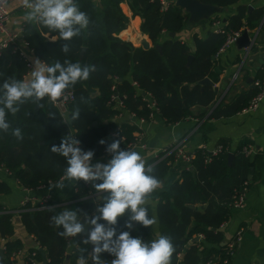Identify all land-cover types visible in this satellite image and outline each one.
I'll use <instances>...</instances> for the list:
<instances>
[{
	"label": "trees",
	"instance_id": "16d2710c",
	"mask_svg": "<svg viewBox=\"0 0 264 264\" xmlns=\"http://www.w3.org/2000/svg\"><path fill=\"white\" fill-rule=\"evenodd\" d=\"M122 1L107 0L106 3L104 0V10H100L93 0H77L91 22L88 29L70 42H53L51 38L56 33H48V29L36 23L28 24L23 32L29 50L49 65L57 60L63 63L67 59L96 66L97 71L91 73L88 80L80 81L66 91V94L71 92L74 96L66 108L69 118L77 108L80 111L79 119L72 123L75 138L84 151L93 150L94 157L104 155L113 140H120L121 148L136 142V134L142 131L137 120L149 121L152 118V104L156 105L167 124H175L196 116L192 107H205L207 112L219 99L215 88L210 84L200 85L199 81L216 75L214 58L225 44L227 35L216 30H210L206 38L196 34L193 45L177 38L162 41L164 32L179 34L184 30L189 21L186 11L174 3L164 11L158 0H129L134 15L143 20L142 31L153 43L148 50L137 48L118 38L128 25V18L120 9ZM199 1L227 12L243 0ZM263 19L264 6L252 10L240 5L235 14L226 17L223 27L228 33H244L258 28ZM217 21L222 22L219 14L212 19V22ZM64 43L70 44L67 54L61 51ZM158 45L163 47L161 51L156 48ZM28 70V63L15 51V45H11L0 55V86L9 78L24 79ZM142 92L149 97L143 96ZM257 92L254 88L244 90L232 100H222L210 114L201 112L198 117L217 119L236 115L249 105ZM127 112L134 115L136 121L119 120L121 114L125 117ZM63 118L60 107L47 97L40 104L26 102L18 113L8 114L11 127L20 128L23 139L18 140L11 130L0 132V168L6 169L20 187L36 190L61 180L67 162L64 157L53 153L51 147L59 146L63 137L71 132L68 124L61 122ZM95 122H98L96 127ZM101 140L105 144H100ZM220 146L223 151L212 156L210 161L206 149H198L193 167L185 170L181 180L160 195L157 217L161 233L171 236L176 247L171 264H225L229 243L234 239L223 244L225 236L220 228L229 221L236 199L245 195L254 162L244 152L245 146L229 164V147L225 142ZM176 158V153H173L153 166V174L162 183ZM76 189L75 198L79 201L75 207L80 210L81 217L85 213L98 215L95 209L100 201L90 197V184L79 181ZM10 192L9 184L0 181V196ZM197 204L205 208L191 207ZM48 205L44 209H35L31 201L26 202L20 213L24 226L38 245L46 250L47 264H78L81 248H87L84 253L87 256L91 252L90 244L84 245L83 239L76 238L77 246L71 251V237L60 236L58 233L63 229L51 223V217L67 206L62 201H52ZM149 216H153L150 209ZM13 217L0 206V239L6 241L5 256L0 254V264H16V257L22 253L26 264H42L43 257L37 249L23 252L24 244L13 239ZM126 219V215L118 218L117 232L130 231L134 236L132 229L125 228ZM137 230L134 233L142 240L155 239L153 226L149 228L137 223ZM200 234L205 236V240L193 243L191 240ZM35 250L37 255L32 256ZM181 254H184L182 260ZM100 258L107 262L114 257L105 252ZM231 260L229 258L226 264Z\"/></svg>",
	"mask_w": 264,
	"mask_h": 264
},
{
	"label": "crops",
	"instance_id": "0c3cea01",
	"mask_svg": "<svg viewBox=\"0 0 264 264\" xmlns=\"http://www.w3.org/2000/svg\"><path fill=\"white\" fill-rule=\"evenodd\" d=\"M93 4L100 10H104V0H93ZM240 5H246L254 10L263 7L264 0H243L238 5L232 6L229 11L221 12L219 14L222 20L220 23L221 26L224 25V20H226L228 15L237 12ZM120 9L128 18V25L118 34V38L124 42L131 43L137 48H143L141 42L146 38L151 44L150 48H152L153 43L148 34L142 31L143 20L140 16L134 15L129 0H123L120 3ZM8 10V27L18 35L19 50L28 53L29 59L33 64L36 56L24 44L23 32L25 27L30 23L24 20L26 10L22 7L21 0H12L9 2ZM214 16L199 22L189 20L187 26L181 33L177 34L173 32L176 34L175 36H171V32H164L162 41L177 38L193 45V37L196 34L202 38H206L210 30L215 31L217 26L212 22ZM247 31L252 40L250 48H242L236 41L225 51L219 55H215L216 75L211 78H204L209 79L211 83H201L204 79L199 81L200 85L210 84L217 92L219 99L212 108L206 112L205 107L194 106L192 109L196 116L175 124H167L155 105L152 118L149 121H143V119L137 120V124L142 131L136 134V145L129 148L139 152L147 164L154 166L163 159L162 154L170 149L176 151L182 148L187 153H191L204 148L207 152H211L218 148L222 142H225L229 147L230 153L234 154L232 161L229 160L228 156L229 164H232L236 156H238L237 153L239 150L241 148L243 150L245 146L248 147V157H250L254 164L249 173V183L244 195V206L237 207L233 204L229 221L220 228L225 236L223 244H228L230 240L235 239L238 231L242 230L243 233V239L239 242L236 254L233 256L230 264H264V100L257 110L240 112L228 118L209 119L208 116L199 118L198 114L201 112L210 114L222 100H232L242 91L249 88L256 89L254 80L262 72L264 67V19L258 28ZM2 39L3 36L0 35V42ZM30 73L31 71L29 72L28 70L24 79L29 78ZM236 73H238L237 78L234 77ZM119 81H122V79H119ZM142 94L143 96L147 95L146 92H142ZM146 97L149 96L147 95ZM61 110L64 117H69L67 109ZM126 118L135 120V116L128 112L125 117H120L119 120ZM95 123L98 126V122ZM68 126L71 129V133L75 134V130L72 129V124H68ZM110 159V154H104L99 157H93L92 163H107ZM192 167L193 162L189 163L183 159H179L174 163L168 176L162 183V187L157 189L150 197L151 202L148 208L151 210L153 216L157 217V208L161 193L169 191L175 182L181 180L183 172ZM0 181L8 183L11 187L9 194L0 196V206L14 215L13 223L15 232L13 239L20 240L24 244L23 252H29L32 249H37L39 246L36 240L28 233L22 221L20 209L25 199H28L34 205H38L40 200L50 196L54 201L64 202L69 210H76L75 203L79 201V199L75 198L78 182L65 181V187L63 189L51 188L50 190V185H48L36 190H27L20 187L18 181L11 177L4 168H0ZM88 184L92 188L90 190V197H96L97 201H100L96 191L93 190V184ZM191 207L199 210L205 208L202 204ZM136 230L137 223L134 224L131 230L134 234L133 237H137L136 233H134ZM153 234L154 238L162 234L160 223L153 225ZM204 240L205 236L200 234L198 236L196 235L191 241L193 243H201ZM76 246V241L70 239V250H74ZM1 256H5V250L4 255L1 254ZM68 256L70 257V255ZM183 256L184 254L180 255V260H182ZM113 259L111 258L110 261H107V264H111ZM15 261L16 264H26L24 253L18 255ZM89 264H92L91 260H89ZM200 264H203V262H200Z\"/></svg>",
	"mask_w": 264,
	"mask_h": 264
},
{
	"label": "clouds",
	"instance_id": "9594fccd",
	"mask_svg": "<svg viewBox=\"0 0 264 264\" xmlns=\"http://www.w3.org/2000/svg\"><path fill=\"white\" fill-rule=\"evenodd\" d=\"M21 2L26 10L24 20L41 25L48 29V33H56L51 38L53 42H70L89 28L90 17L80 9L77 0ZM61 51L69 53L70 44L64 43ZM95 71L94 65H82L67 59L63 63L57 60L49 65L35 58L29 78H9L0 86V132L8 133L11 130L13 136L22 140L21 129H13L7 119L9 113L15 115L20 106L29 101L40 104L45 97L55 103L65 96L68 89L88 80ZM79 117L77 108L70 118L65 116L61 122L71 125ZM75 136L69 132L59 146L51 147L53 153L65 158L67 166L61 180L50 185L49 189H63L65 181H84L92 183L99 196L100 202L95 209L98 215L83 214V223L80 210H69L67 207L51 217V223L63 229L58 233L63 237L75 238L78 234H85V224L90 226L82 243L93 247L87 256L84 255L87 248H81L78 264H89V260L92 264H107L100 258L105 252L114 257L111 264H171L176 251L171 236L160 234L151 241H144L133 237L130 231L117 232L118 218L125 215V228L129 230L135 223L149 228L158 225V218L149 216L148 208L151 195L162 187V181L153 174V166L147 164L139 152L122 149L120 140H113L107 146L106 151L111 155L107 163L93 164L94 151H84ZM100 144H105V141L101 140Z\"/></svg>",
	"mask_w": 264,
	"mask_h": 264
},
{
	"label": "built area",
	"instance_id": "2783aa9c",
	"mask_svg": "<svg viewBox=\"0 0 264 264\" xmlns=\"http://www.w3.org/2000/svg\"><path fill=\"white\" fill-rule=\"evenodd\" d=\"M12 0H0V35L3 36L2 41L0 42V55L3 53V51L7 48H9L11 45H15V51L18 52L21 57L28 63V68H29V72L32 70L33 64L29 59V54L26 52H23L21 50H19L18 48V35L14 32H12L9 27H8V18H9V10H8V4L9 2H11ZM161 2L162 4V9L164 11L168 10L169 6L171 3H174V1L171 0H158ZM220 21L214 22V25L217 26V28L215 29L217 32L220 33H225L227 35V40L225 42V44L222 46V48L219 50V52L217 53V55H219L221 52L225 51L230 45L234 44L241 36H242V32L241 31H234V32H226L225 28L223 27V25H220ZM24 44L27 43L24 41ZM235 78L238 77V73L235 74L234 76ZM254 85L256 87V89L258 90L257 94L255 95V97L251 100V102L249 103V105L242 111V112H251V111H255L258 109V107L260 106L261 102L264 100V67L262 70V74L260 77H257L254 80ZM74 99L73 93H68L65 96H63L60 101H56L55 104H57L60 109L65 110L67 108V105L69 102H71ZM153 108L155 107V104H152ZM121 118L124 117V114H121L120 116ZM143 121H145L143 119ZM136 142H133L129 145H127L124 148H130L133 147L134 145H136ZM122 148V149H124ZM174 149H170L165 151L162 156L163 159L173 153H176L177 156V161L179 159H183V160H187L189 163H192L195 159H196V152H191V153H187L186 151H184L182 148L177 149L175 152ZM223 151V147L219 146L218 148H216L215 150L208 152L209 156H208V161H210L212 156H217L218 154H220ZM244 152L246 153L247 156H249V151H248V147L244 148ZM105 154H109L107 153V151H105ZM162 159V160H163ZM54 201L50 196L44 197L42 200H40L38 205H35V209H44L46 207H48L49 203ZM26 202H28V199H25L21 205V211L22 208L25 206ZM245 203V196L241 195L239 198L236 199L234 205L237 207H243ZM54 206H57L54 205ZM78 237L75 238H71V239H76ZM243 239V233L242 230L238 231V234L236 236V238L231 241L229 243L228 249H227V258L224 260V263H228V259L229 258H233V256L236 254V250H237V246L239 244V242H241ZM5 239H0V248L5 250ZM39 247V246H38ZM38 250V249H37ZM20 255V254H19ZM37 255V251H32V256H36Z\"/></svg>",
	"mask_w": 264,
	"mask_h": 264
},
{
	"label": "water",
	"instance_id": "95a60500",
	"mask_svg": "<svg viewBox=\"0 0 264 264\" xmlns=\"http://www.w3.org/2000/svg\"><path fill=\"white\" fill-rule=\"evenodd\" d=\"M175 2V5L178 7L183 8L188 14H189V20L192 22H199L201 20L204 19H208L216 14H220L222 12V9L211 5V4H204L199 0H171ZM224 22H226V20H224ZM171 36H175L176 34L171 32L170 33ZM238 44L242 47V48H250L252 40L250 38V35L248 33V31H245L242 36L237 40ZM141 45L143 46L144 49H149L151 47V44L148 42V40L146 38H144V40H142ZM157 48L159 50L162 49V47L160 45L157 46ZM201 83H211V81L209 79H204L201 81ZM145 95V93H143ZM118 94H116L117 96ZM61 99V98H60ZM57 100V101H60ZM95 126H97V123L94 124ZM234 158V154L230 153L229 154V160L232 161V159ZM81 222L83 223V218L81 219ZM85 229L86 232L85 234H78V238L79 239H84L85 235L87 233V231H90V226L85 224ZM92 245L90 244V249L92 250ZM38 251L41 253L42 257H43V264H47V253L46 250L42 247H37ZM0 254L4 255V249L0 248ZM70 257L68 256V259Z\"/></svg>",
	"mask_w": 264,
	"mask_h": 264
}]
</instances>
